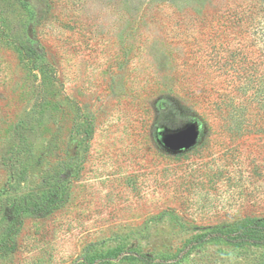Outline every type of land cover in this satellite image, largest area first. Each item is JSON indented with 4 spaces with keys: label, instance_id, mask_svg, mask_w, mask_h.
I'll return each mask as SVG.
<instances>
[{
    "label": "rangeland",
    "instance_id": "1",
    "mask_svg": "<svg viewBox=\"0 0 264 264\" xmlns=\"http://www.w3.org/2000/svg\"><path fill=\"white\" fill-rule=\"evenodd\" d=\"M257 2L32 0L58 111L36 106L0 42V184L19 123L47 169L62 155L75 168L66 206L26 218L0 264H264V246L209 237L264 220V93L248 72L264 51V20L247 22ZM4 9L16 28L20 12ZM193 121L195 147L163 145Z\"/></svg>",
    "mask_w": 264,
    "mask_h": 264
},
{
    "label": "trees",
    "instance_id": "2",
    "mask_svg": "<svg viewBox=\"0 0 264 264\" xmlns=\"http://www.w3.org/2000/svg\"><path fill=\"white\" fill-rule=\"evenodd\" d=\"M184 1L187 5L196 7L206 5L209 0ZM260 3L262 2L259 0V3L257 2L259 7L255 5L249 9L250 19L248 18L247 22L252 29L254 24L264 20V9H260ZM7 5L14 6L20 12L17 16L20 22L16 28L11 29L7 23L4 9ZM239 13L238 10L235 12L237 15ZM253 13L257 15V19ZM39 21L37 7L32 0H0V42L6 43L15 50L20 63L32 79L36 106L41 109L48 107L56 112L58 106L56 102H53L52 90L58 89L60 80L55 68L48 60L42 42L32 36L29 31L30 27L35 29ZM248 72H250L251 83L256 82L254 77L259 74L257 82L263 85V91L259 90V92L264 93V51L260 52L259 62L253 63ZM260 97L259 103L262 102L264 110V96ZM24 127L21 123L14 127L13 140L8 142L9 157L2 163V170L6 169L7 179L0 184V260H6L15 254L18 235L26 218H47L64 208L70 196L69 182L73 178L74 164L71 165L70 161L62 155L57 165L47 169L41 161L42 158L35 156L33 147L25 137L23 138ZM209 237L221 239L230 244L264 246V220H245L239 232L216 231ZM136 258L144 262H152V259L146 256L137 255Z\"/></svg>",
    "mask_w": 264,
    "mask_h": 264
},
{
    "label": "water",
    "instance_id": "3",
    "mask_svg": "<svg viewBox=\"0 0 264 264\" xmlns=\"http://www.w3.org/2000/svg\"><path fill=\"white\" fill-rule=\"evenodd\" d=\"M163 145L173 153L195 147L200 137V124L190 122L175 130H166L161 133Z\"/></svg>",
    "mask_w": 264,
    "mask_h": 264
}]
</instances>
